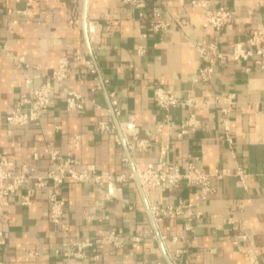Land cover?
Masks as SVG:
<instances>
[{"label": "crops", "instance_id": "obj_1", "mask_svg": "<svg viewBox=\"0 0 264 264\" xmlns=\"http://www.w3.org/2000/svg\"><path fill=\"white\" fill-rule=\"evenodd\" d=\"M206 1L210 9L232 10L226 27L205 26L201 8L177 0H146L148 8H156L169 21L168 28L158 32L124 0H0V153L15 165L34 162L37 173L45 175L50 162L43 149L52 144L63 157L74 156L81 167L112 175L129 173L136 164L156 163L163 150L182 169L189 161L209 172L229 170V175L214 179L216 191L205 200L197 199L196 186L147 193L131 179L119 182L121 189L104 199L107 181L99 186L66 180L60 197L65 201L68 233L50 219L52 186L37 189L32 203L23 205L21 197L31 185L25 184L8 197L0 264H264V60L229 57L226 64H214L209 81H196L207 59L194 47L215 41L228 52L232 43L245 42L250 29L264 28V0ZM11 9L26 13H10ZM95 21L101 24L100 34L92 42L88 24ZM140 44L146 46L145 53L138 52ZM61 57L71 60L69 75L63 84L54 85L41 125H10L6 115L21 80L51 73ZM86 57L92 58L96 73L86 71ZM156 85L197 102L235 93L237 104L228 113L223 110L227 103L221 101L166 110L153 99ZM69 86L85 98L84 109L67 110ZM112 93L121 107L120 119L133 117L141 137L149 139L146 150L130 151L119 129L98 130L99 120H116ZM189 119H198L200 125L184 131L183 123ZM75 134L81 140L72 147ZM36 148L42 154L35 161ZM238 166L248 173L245 184L235 174ZM180 200L201 213L192 217V230L185 227L187 212L155 223L151 202L176 205ZM110 229L126 236L151 235L136 247L129 240L121 248L104 245L97 261L91 249H85L86 257L69 261L58 253L67 249V241L94 239Z\"/></svg>", "mask_w": 264, "mask_h": 264}, {"label": "built area", "instance_id": "obj_2", "mask_svg": "<svg viewBox=\"0 0 264 264\" xmlns=\"http://www.w3.org/2000/svg\"><path fill=\"white\" fill-rule=\"evenodd\" d=\"M133 7L139 9L141 18H146L149 21L151 30L158 32L166 30L169 26V21L163 17L162 13L156 8L150 9L147 7L146 0H124ZM181 4L189 2L192 6L201 8L204 11V25L212 26L216 30H221L227 26L232 19V10L227 7L219 9H210L206 0H177ZM22 14L26 11L9 10L10 13L15 12ZM17 23V20H13ZM101 24L97 21L88 24V36L90 41L97 42L100 34ZM146 36V34H143ZM195 49L201 58H206L207 63L200 66L198 76L195 80L209 81L215 72L214 64H226L228 58L231 57L234 61H253L261 63L264 60V28L254 27L250 29L248 37L245 42L236 41L232 43L230 51L226 52L219 48L215 41L197 42ZM139 53H145L147 48L145 45L138 46ZM77 60L81 56L76 57ZM24 61L18 60V67H22ZM71 60L68 57H61L58 67L51 73L39 72L34 78L25 76L19 83L20 92L15 99L10 111L6 115L7 122L15 127H25L29 125L40 126L42 123L43 112L49 107L52 100V92L55 84H63L70 70ZM84 66L86 71L96 73L95 64L90 57L84 58ZM264 68V64L261 65ZM251 68L247 67L246 71ZM111 95L112 112L115 116L114 120L101 119L98 121L97 128L102 132H113L119 129L121 135L126 142L130 151H144L149 146V139L141 137L139 128L136 125L133 117H128L121 120L122 114L120 104L117 99ZM153 99L160 108L172 109L179 106L196 107L198 105L208 106L215 102L227 103L228 107L224 108V112L236 107L237 99L235 93H228L220 96L216 95L212 100L206 99L202 102L195 101L192 97H180L171 89L162 85H156L153 89ZM86 106L85 98L81 93L67 87L66 93V108L69 111L82 110ZM200 122L198 119H189L183 123L184 131H187L188 126H198ZM57 129L61 127L56 125ZM228 128V125H226ZM226 140L232 142V139L226 135ZM81 137L75 134L71 143L72 147H77L80 144ZM43 153L49 157L50 167L45 175L37 173L36 164L34 162H23L20 165L9 159L6 155L0 153V212L2 218L0 219V243H5L4 237V211L8 204V197L18 191L23 185L31 184L27 187L26 192L21 197L23 205H30L32 203V196L37 189L52 186L49 195L50 219L60 229L62 233H68L70 230L69 224L64 220L65 201L60 197L61 186L66 180H73L77 182L95 183L99 186L104 181L108 183V189H102L103 198L109 199L110 196L115 195L121 188L118 183L126 179L138 180L144 192L155 189H178L182 186H196L199 188L197 192L198 200H205L210 195L215 193L216 188L214 179H221L229 175V170L226 168H219L215 171L209 172L203 167L196 165L194 162H186V168L182 169L179 165L171 163L163 150L161 156L156 163H147L145 166L135 165L134 169L129 173L109 174L105 171H97L95 169H87L80 166V162L71 154L63 157L61 151L52 144H48ZM41 151L35 149L33 159L36 161L40 159ZM235 174L240 178L243 184L246 183L248 173L240 166L237 167ZM99 189H101L99 187ZM150 209L156 224L161 223L166 217L180 216L187 212L189 214L185 227L187 230H192V217L200 216V211L192 212L190 203H183L181 200L176 205L160 204L157 201L150 203ZM150 232L144 234H134L126 236L119 233L117 230L110 229L106 232L100 231L98 237L92 239L84 237L76 241H67L65 243L67 249L58 251L59 254L67 257L68 261L72 258H84L85 249L92 250V258L97 261L101 254L99 248L108 245L115 248L124 247L127 241H131L133 246H138L142 239L150 236ZM163 240L166 239V234L162 233ZM239 237H246L240 235ZM238 242V239L234 241ZM69 264V262L67 263Z\"/></svg>", "mask_w": 264, "mask_h": 264}, {"label": "water", "instance_id": "obj_3", "mask_svg": "<svg viewBox=\"0 0 264 264\" xmlns=\"http://www.w3.org/2000/svg\"><path fill=\"white\" fill-rule=\"evenodd\" d=\"M86 22H87V18H86ZM86 29H87V27H86ZM140 185V184H139ZM140 187H141V185H140ZM142 188V187H141Z\"/></svg>", "mask_w": 264, "mask_h": 264}]
</instances>
